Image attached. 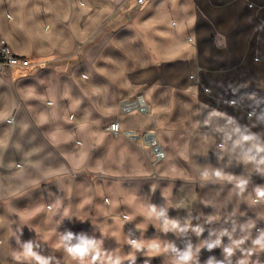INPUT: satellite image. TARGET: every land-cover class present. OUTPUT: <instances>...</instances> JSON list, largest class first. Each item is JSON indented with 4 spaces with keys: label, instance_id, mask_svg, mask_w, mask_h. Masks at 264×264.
<instances>
[{
    "label": "clouds",
    "instance_id": "1",
    "mask_svg": "<svg viewBox=\"0 0 264 264\" xmlns=\"http://www.w3.org/2000/svg\"><path fill=\"white\" fill-rule=\"evenodd\" d=\"M201 14L0 0V264H264V65L207 99Z\"/></svg>",
    "mask_w": 264,
    "mask_h": 264
},
{
    "label": "crops",
    "instance_id": "2",
    "mask_svg": "<svg viewBox=\"0 0 264 264\" xmlns=\"http://www.w3.org/2000/svg\"><path fill=\"white\" fill-rule=\"evenodd\" d=\"M154 2L158 3L159 0ZM196 2L202 14L194 30L203 37L199 41V50L201 63L206 69V73L202 74L201 83L203 87L212 89L213 96L207 99L214 103L220 96H231L230 92H225L217 86L220 82L242 73L257 71V65L254 63L257 59L264 65V0ZM217 32L227 35L226 49L215 47ZM128 34L127 30L121 29L117 35L123 38ZM206 49L208 56L204 55ZM98 51V48H94L93 54ZM180 66L182 65H176ZM30 238L31 234L25 232L24 239ZM204 255L207 256V253Z\"/></svg>",
    "mask_w": 264,
    "mask_h": 264
},
{
    "label": "rangeland",
    "instance_id": "3",
    "mask_svg": "<svg viewBox=\"0 0 264 264\" xmlns=\"http://www.w3.org/2000/svg\"><path fill=\"white\" fill-rule=\"evenodd\" d=\"M264 21V20H263ZM263 24H264V22H263Z\"/></svg>",
    "mask_w": 264,
    "mask_h": 264
}]
</instances>
